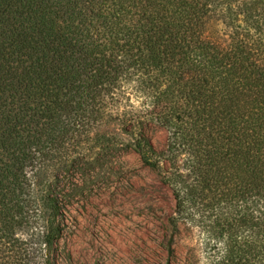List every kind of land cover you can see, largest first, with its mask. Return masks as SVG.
I'll return each mask as SVG.
<instances>
[{"label":"trees","instance_id":"1","mask_svg":"<svg viewBox=\"0 0 264 264\" xmlns=\"http://www.w3.org/2000/svg\"><path fill=\"white\" fill-rule=\"evenodd\" d=\"M130 151L208 264H264V0H0V264H57Z\"/></svg>","mask_w":264,"mask_h":264},{"label":"rangeland","instance_id":"2","mask_svg":"<svg viewBox=\"0 0 264 264\" xmlns=\"http://www.w3.org/2000/svg\"><path fill=\"white\" fill-rule=\"evenodd\" d=\"M149 136L157 149L166 148L167 128L154 123ZM100 174L99 182L105 179ZM111 182L101 192L77 196L69 206L57 264H208L197 228L174 232L172 190L138 153L120 155ZM23 228L19 234L27 236L29 229Z\"/></svg>","mask_w":264,"mask_h":264}]
</instances>
